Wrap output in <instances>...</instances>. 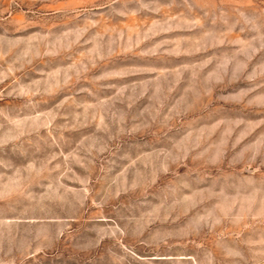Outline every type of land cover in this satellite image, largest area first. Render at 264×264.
I'll return each instance as SVG.
<instances>
[{
	"label": "rangeland",
	"instance_id": "rangeland-1",
	"mask_svg": "<svg viewBox=\"0 0 264 264\" xmlns=\"http://www.w3.org/2000/svg\"><path fill=\"white\" fill-rule=\"evenodd\" d=\"M0 264H264V0H0Z\"/></svg>",
	"mask_w": 264,
	"mask_h": 264
}]
</instances>
